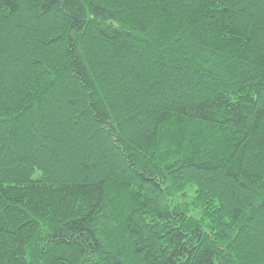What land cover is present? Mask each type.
<instances>
[{
    "label": "trees",
    "instance_id": "obj_1",
    "mask_svg": "<svg viewBox=\"0 0 264 264\" xmlns=\"http://www.w3.org/2000/svg\"><path fill=\"white\" fill-rule=\"evenodd\" d=\"M0 264H264V0H0Z\"/></svg>",
    "mask_w": 264,
    "mask_h": 264
}]
</instances>
